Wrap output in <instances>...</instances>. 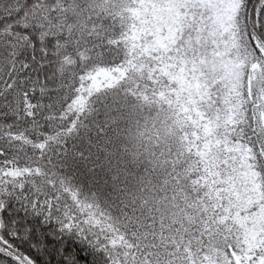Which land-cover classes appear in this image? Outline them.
<instances>
[{
  "label": "snow or ice",
  "instance_id": "snow-or-ice-1",
  "mask_svg": "<svg viewBox=\"0 0 264 264\" xmlns=\"http://www.w3.org/2000/svg\"><path fill=\"white\" fill-rule=\"evenodd\" d=\"M0 264H264V0H0Z\"/></svg>",
  "mask_w": 264,
  "mask_h": 264
}]
</instances>
